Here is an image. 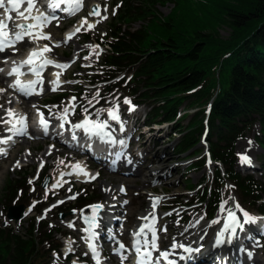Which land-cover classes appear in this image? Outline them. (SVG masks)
<instances>
[{"label":"trees","instance_id":"16d2710c","mask_svg":"<svg viewBox=\"0 0 264 264\" xmlns=\"http://www.w3.org/2000/svg\"><path fill=\"white\" fill-rule=\"evenodd\" d=\"M159 1L113 2L119 6L105 32L112 40L105 41L109 51L101 65L103 72H114L105 80L125 67L132 71V94L152 104L146 123L169 124L178 137L175 153L201 155L196 147L204 136L209 158L223 170L214 168V186L205 188L197 203L206 204L212 214L229 181L250 207L264 214V182L235 168L236 143L256 123V140L264 150V0H163L173 4L164 18L152 9ZM138 20L143 21L138 29L128 26ZM218 26L230 29L227 38ZM108 86L119 88L120 83ZM205 161L199 159L197 167ZM12 181L8 189L16 195L24 181L16 186ZM55 230L47 224L39 229L34 217L23 232L1 228L0 264H48L51 252L59 251Z\"/></svg>","mask_w":264,"mask_h":264},{"label":"rangeland","instance_id":"374dc122","mask_svg":"<svg viewBox=\"0 0 264 264\" xmlns=\"http://www.w3.org/2000/svg\"><path fill=\"white\" fill-rule=\"evenodd\" d=\"M92 1L94 0H85L84 2L83 12L85 16L89 14V6ZM114 1L115 0H101V16H107V19L100 20V17H97L96 21L100 20V22L96 24L94 29L86 32V34H88V37L83 35L85 34L84 32L81 35H75L70 40H67V42L62 44V48L60 49L54 48L52 46V44L55 42H63V30L65 29L66 23L68 21H74L73 16H70L64 20L55 21L50 25L46 33L51 36V43L49 44V47H52V50H54V52L58 56H60L62 60H67L72 64L71 68L65 72L66 76L71 79L69 81H66L64 86L60 88V91L70 92L71 94L79 93V95L76 96V100L74 102V105L78 103L80 107V110L76 115H80V117L83 116L85 114V108H88L91 104L98 102L97 105L91 109V111H88L92 113L91 117L96 119L95 113L99 111L100 119L107 121L108 125H110L111 128L115 129L117 127L110 122L112 120L108 119V122V120L103 117L102 114L105 113V111H107V109L110 108L114 103L118 102L120 105V110L126 113L125 117H121V121H123V124L127 130L131 127L129 140L131 142L132 148L129 156L131 159H134L135 162L131 166H129L128 170H126L127 168L121 170H111L108 168V166L91 160L89 163H91V165L95 168V171H92L91 175H95L97 174V172L99 173L98 178L94 179L92 183L83 185L78 189H75V185L66 180L67 183L64 184L61 190H54L53 192L49 193L47 192L46 196L45 189L41 188L42 178L46 176L52 177L55 173L51 174L54 169L53 166L51 167L50 163L58 160L61 161V157L58 155H61L63 153L71 155V149L63 146V144L58 141L51 139L47 140L46 138V142L48 141V143H55V152L58 155L52 156L49 159H43L41 155L45 151L49 152L50 147H48V145H45L46 142H42V139L36 138V140H31V138L27 136L26 138L20 140L21 142L19 145L13 147L12 153L10 155L0 158V229L13 228L15 232H23L28 229L29 219L38 213V207L46 206L39 215V217L42 215L44 216V219H40V222L38 223L39 229L41 225H44L46 223L47 229L50 228L49 225H53L52 228H56L60 231V233H57V235H55L54 237V244L63 246L62 252L60 253V255L56 254L55 259L51 264H72L73 260H76L77 264H84V261L87 264H96L95 260L92 259V256L88 253L87 248L84 245L85 239L81 238L84 237V234L81 231L83 225L80 222L78 216V210L80 209H76L77 211L75 212V214L66 215L63 219H59L58 214H67L69 211L73 210L70 209L67 211L68 208L77 207V205H81L84 203H98L102 200H105L106 196L104 187L105 185L112 186V183L116 181V179L114 178L118 179L117 182H119V185L121 184L120 186H124L126 192H120V190H117V186L115 188L116 193L113 194V196H117L116 194L118 193L119 196H117V199L128 201V203L121 206V211L117 212L116 215L111 218L110 221L115 218H117L118 221H116L114 224H111L112 230L106 228V233H104L105 240L100 237V243L103 244L102 246H104V248H106L105 250L107 251H105L106 258H104V260L109 262V264H115V262H117V257L113 252L114 246L117 245L116 240H119L126 246V250L124 251H127L129 263L132 264L133 253L127 244V240L129 241V243L132 242L130 231L134 229L136 218L146 207L147 203L145 199L149 197V194H151V196L165 197V199L156 206V219H160L157 222V226L159 228L163 227L168 222L173 225L179 224V226H184L193 219L201 220V217H203L202 220L204 224H209L217 218V221H219L220 225L221 215L224 214L219 212L218 207L213 216L211 218H208L207 210L203 205H187V203L195 199L196 196L198 197V195H200L205 188H213L214 164H208L205 167L198 168V162L192 164V161L190 159H187V156L185 154L175 153L174 150L177 144L178 137L177 134L170 133L171 128L169 127V124L164 123L161 130L152 129L146 131L144 130V128H142V125L140 124L142 115L149 112L152 104L151 101H142L140 98L136 97L137 95L132 94L131 88L134 84L129 80L132 71L129 68L125 67L124 69H120V72L116 73L115 80L117 81L121 78L119 81H117L118 83H120L119 88L115 87L114 89V87H107L105 85L107 81H101V79L109 76L111 72L114 71L102 73L99 70V62L102 60L104 53L100 56H97L95 55V53H93L94 47L96 45L94 42H96V38L101 40L104 30H107L109 28V20L113 15V10L115 9V7L119 6V4L114 6ZM191 1L192 2H189V4H196L199 0ZM192 4L191 8L193 6ZM105 7L107 8V11H104ZM172 8V3L164 2L163 0H160L154 7H152V9L155 10V12L158 15H161L160 17L163 18L169 14ZM142 23V20H138L130 24L128 23V26L131 29L135 30L138 29L140 24ZM122 28L123 30L126 29L127 24H122ZM218 30L223 38H227L230 34V29L226 26H218ZM18 48L23 49L22 45H19ZM97 50L98 49H95V51ZM79 51L85 53V55L82 57V61H80L79 59L76 60ZM99 51H102V48H100ZM85 57H87V59H85ZM84 65H92V68L86 69L83 67ZM78 77L83 81L78 82L79 85H74V82H77V80L75 81L74 78ZM88 82H92L93 84H88ZM97 93H99V96H96ZM39 97L35 100H32L30 104L35 103L39 99ZM73 97L74 96L66 98L64 102H73ZM124 97H128L131 99L132 104L136 106L135 111L131 113L128 112V105H125L123 103ZM41 98H43V96ZM89 101H91V104L89 103ZM188 119L189 117L182 119L181 123L185 125ZM259 134L260 126L258 123H256L248 132L245 138L237 141L235 148L237 155L236 169L238 171L241 170L242 174L244 175L250 173L254 177V179L264 182V169L262 168V165L264 164V150L258 145L256 141ZM249 141L252 142L251 145H249ZM29 147H31V152L33 155L31 156V158L26 159V161H20L22 155H28L27 153H30L28 151ZM201 147L202 144L197 145L196 148ZM160 148H166L164 150L166 152L165 163L176 168L174 171L172 170L167 175H165V178L160 180L148 179L149 181L142 186L143 179L141 177L139 178L138 176L139 174L145 172L147 169L144 170L141 167V163L136 162V160L138 159L137 157L139 156L142 161H145L146 158V161H148V163L146 164H150L148 159H153L156 155V152L159 153L161 151ZM238 154H244L250 157L251 165H253L255 168L250 167L248 169H244L243 167L246 165H242ZM28 156L30 157V155ZM161 158H163V155L162 157H160V159ZM41 160H43L47 164L49 163L48 165H50V167H46V169L42 173H40L41 175L39 174L37 176V168L39 167ZM17 161L20 162V165L25 164L24 168L19 169L18 167H15ZM122 163L124 164L123 161ZM147 166L149 167L150 165ZM33 177L36 178L33 180L32 184H29V180ZM8 181L14 182V186L22 184V182L24 181V185H22V189H20L16 195H13V192L9 191L8 189ZM227 185L234 186L231 183H227L221 188L220 203L224 200H228L229 205H232L234 202H238L243 209L247 210L250 214L255 216L256 210L255 208L250 207L249 201L243 200L241 194H239V191L235 186L232 188H226ZM152 187H154V189H152ZM69 188H71V192L68 191ZM23 189H26L27 191L24 192ZM74 194H78L76 195L75 199H68V197ZM229 197H232L234 199H229ZM59 200H63L64 203L57 204L56 202ZM34 202H37L35 207L32 208L31 212L27 211L28 214L25 215L19 222L8 219L7 207H9L10 205H22L24 206V209H29ZM54 204H56V207L51 208V211L45 213V210L49 209ZM160 207H168L170 209H168L167 211H162L159 209ZM165 213H174L176 214V217H168V215H165ZM176 221H179V223H176ZM68 222H73L75 224V227H67ZM255 226V224H252V228H255ZM102 231L104 232V230ZM113 232L116 234V239L114 240L115 244L112 245L111 242L113 240H110L107 243L106 240L109 239L108 235H112ZM67 234H70L71 237H68ZM123 234H126L128 238L125 239ZM168 235L171 236L170 234ZM168 235L165 233V235L163 234L159 236L160 239L158 243L161 250H164V247L166 246V244H168L169 241H167V239L170 240ZM251 239V244H248V247L243 248L244 253L247 254V252L249 251L252 252V258L258 260L260 264H264V233L260 236L252 235ZM66 241L72 242L71 247L73 250H77V259L79 260L72 259L70 261H67L66 259H64L63 254L66 250V247H64ZM155 255H157V253H155ZM110 260L112 262H110ZM201 264L211 263L206 258V260L204 259V262H202ZM243 264H245V262H243Z\"/></svg>","mask_w":264,"mask_h":264},{"label":"snow or ice","instance_id":"6c2138e0","mask_svg":"<svg viewBox=\"0 0 264 264\" xmlns=\"http://www.w3.org/2000/svg\"><path fill=\"white\" fill-rule=\"evenodd\" d=\"M37 0H8L9 7H5L3 0H0V8H3L5 13L10 12H16L18 18H21L25 21V23L16 24L15 28L16 30L13 32L9 30V21L11 20V16H6L4 19H0V53H4L7 48H13V52L15 53V46L19 42H23L25 40V37H28L29 40H50L51 36L49 34H45L42 29L50 25L54 20H58V17L51 15L49 13H45L40 11L39 8L36 7ZM67 5V7L64 8V11L69 14H74L76 11H78L82 5L83 0H48L47 7L49 9H58L61 5ZM22 5H26L24 7L23 11H20ZM104 11H107V8L105 7ZM35 13V14H33ZM113 15H115V9L113 10ZM89 16H95L100 17V20H106L107 16H101V10L100 5H96L92 11L89 13ZM100 20H97V23L100 22ZM85 25L87 26L85 29ZM95 24L88 23L87 18H82L80 22V26L76 28V32H80L82 29L84 30H91L95 28ZM75 33H71L66 38L65 42L67 40H70L72 36ZM59 44L53 45V47H59ZM99 45H96L94 47L95 49H98ZM52 47H49L47 44L42 49H33L29 52L28 56L19 64L16 61H12V68L7 72V75L9 77L15 76L16 79L13 80L12 83L8 85L9 88H13L18 92L24 93L26 95H32L37 94L39 95L40 92L43 91V89H40L37 91L36 85L42 84V69L46 66H54L60 69H66L69 67L68 64L64 63H58L53 60L45 58L44 54L51 52ZM101 53L99 51H96V55L99 56ZM87 59V57H85ZM4 62H7V58H4ZM26 65L30 66L29 71L36 77V79L30 81L28 84L21 83L19 77L23 75L24 73L20 71L23 67ZM0 72H4L3 68H0ZM56 78L51 81V90L53 92L57 91L60 85L59 80V73L54 74ZM131 79V77H129ZM5 89L0 88V92H4ZM96 96H99V93L96 94ZM95 98V97H94ZM72 100H75V97L72 98ZM11 103V101H9ZM91 104V101H89ZM123 103L125 105H128V112L131 113L135 111L136 106L132 104V101L128 97L123 98ZM2 107V106H0ZM35 107V106H34ZM74 109L75 105L72 104V101H69V107H65L63 109L64 115L60 117L62 123L60 124V127L63 128L64 122H66V114L69 112V110ZM87 108L84 109V112L87 113ZM37 114L40 117L38 124L43 130L44 134L47 135L48 131V122L43 118V113H40L39 109H37ZM96 119L90 120L89 117L86 115L84 120L79 123L73 125L74 128H83L84 132L89 136H97L102 141L110 144L119 143L120 145H124V140H115L112 138L111 133L105 132V128L108 127L107 121L100 119V112L97 111L95 113ZM107 116L109 120L117 121L120 124V129L123 131L124 124L123 121H121L120 117V105L119 103H114L110 108L107 109ZM0 123L7 124L9 127L6 129L7 132L12 133L14 135H22L25 132L26 129V117L23 115H20L15 112L12 108L5 109V117H0ZM13 138L12 135H8L7 137L0 138V144H7L9 141H11ZM107 138V139H105ZM75 139V137H74ZM249 145H251V141L248 142ZM53 146H50L48 155L51 154V148ZM6 151L4 148H0V155H6ZM28 155H31V153H27ZM240 162L242 164H251V158L244 154H238ZM130 162V161H129ZM208 163H211L209 161ZM60 164H64V161L61 160ZM20 162L17 161L15 167H19ZM44 167V161L41 160L39 167L37 168V176L39 175L40 169ZM71 171L68 173L61 172V179H58L54 184L51 185L52 188H58L62 187L64 183H67V181L63 180L64 175H77L88 178L89 180H94L99 175L98 173L95 175H90L84 167L80 163H75L69 165ZM36 177H33L29 180V184L33 183V180ZM234 186L227 185L226 188H232ZM34 190V189H33ZM106 191H110V189H105ZM120 192L124 193L126 192V189L124 186L120 187ZM69 192H71V188L68 189ZM47 196V191L45 193ZM76 195L74 194L68 199H75ZM150 201H151V211L144 216L138 217V219L145 221V223L138 226V229L132 233L133 242H132V250L136 254V260L135 264H176V261L174 259H170L173 255H178V253L175 251L176 249H180L185 253H191L193 251H199V249H192L190 246H186L185 244L179 242L176 240L175 237L172 238V243L170 245L169 249L161 250L159 247V239L160 237L157 235V226H156V206L161 203L165 197H152L151 194ZM115 199V197H113ZM229 199H234L232 197H229ZM37 202H34L33 205L28 209V212H31L32 208L35 207V204ZM57 204L64 203L63 200H59L56 202ZM124 204H127L128 201H124ZM56 207V204L52 205L49 209L45 210V213L51 211V208ZM91 209V215H85L84 210L80 209L78 210L81 214L82 219L84 220V223L87 225V227H84L81 229L82 232L86 233V237H81L82 239L87 240V248L89 252L92 254V259L95 260L96 264H100V253L97 247L96 241L98 240V229L101 225V216L100 213L103 211L105 205L103 204H93L87 206ZM74 212H76V209H73ZM28 212L25 213V215L28 214ZM219 212L225 213L224 218V225L223 228L220 229V231L217 232L214 246H220L221 244L227 242L231 244L233 242V239L236 237L238 230L240 232H243L245 230L246 225H252L257 222L258 219H264V218H258L252 214H250L247 210L243 209L242 206L238 202H234L232 205L228 204V200H224L219 205ZM239 213V216L237 215ZM165 215H171V213H165ZM242 218V219H241ZM38 219H44V216L38 217ZM203 219V217H201ZM176 223H179V221H176ZM198 223V221H197ZM212 223H219L217 220H213ZM49 227H53V225H49ZM67 227L74 228L75 224L73 222H68ZM187 229H185L186 231ZM160 232L166 233L167 227L163 226L159 229ZM230 232L231 235L225 241L223 239L224 233ZM150 234V236H149ZM203 237H201L202 239ZM115 239V238H114ZM71 243L69 241L65 242L66 251L65 255H67L69 252H72L73 249L71 247ZM116 243L118 247L113 249V252L120 256L121 264H124V261L128 259L127 256L121 255L122 251L126 250V246L120 242L119 240H116ZM243 250V248L241 249ZM153 253H157V255H153ZM87 254V253H86ZM54 257L56 256V253H53ZM248 258L251 260L253 257L252 252H247ZM180 259H185L184 256H180ZM72 264H77L76 260H73Z\"/></svg>","mask_w":264,"mask_h":264},{"label":"bare ground","instance_id":"6f19581e","mask_svg":"<svg viewBox=\"0 0 264 264\" xmlns=\"http://www.w3.org/2000/svg\"><path fill=\"white\" fill-rule=\"evenodd\" d=\"M99 3H100L99 0L92 1L91 4H90V12L92 11V9L96 5H100ZM37 4H38V6H37ZM24 7H26V5H22L19 10L23 11ZM36 7H38L40 9V11L44 12L43 11L44 9L39 4V0H37ZM33 14H35V13H33ZM6 16H11V20L9 21L8 27H12V31L14 32L16 30V28L12 26L13 25L12 17L17 16V13L16 12L14 14H13V12L5 13L4 9L0 8V19H4ZM82 18H87L88 23H92V24L96 25L97 17H95V16H89V17L81 16L73 24L71 29H69L65 33L64 36L68 37V35L70 33L75 32L76 28L80 26V22H81ZM19 19H21V18H19ZM86 27L87 26L85 25V29H86ZM42 31L46 34V31H44V28L42 29ZM25 41H26L27 44L30 43L31 45H34L33 49H42L45 46V44L48 45V43L45 40H29V38H28ZM47 41H49V40H47ZM77 50H79V49H77ZM94 52H96V51L94 50ZM16 53H17L16 51H15V53L13 52V48H7L4 53H0V57H9V56L10 57H15L17 55ZM44 56H45V58L53 60L55 62L65 63L60 58V56H58L54 52V50H51V52L45 53ZM25 58L26 57L21 56L19 58V61H16V62L19 64V62L23 61ZM49 67L52 70V74L50 76V80L51 81L56 78V76L54 75L56 73H59V78H61L60 74H61V70L62 69L54 67V66H51V65ZM11 68H12V63L9 65V67L7 69V72ZM29 68H30V66L26 65L25 67L20 69V71L24 73L23 75H21L19 77L21 83H24V82L28 83L30 81L29 80V76L27 74V72L29 71ZM7 72L6 73L0 72V85H3V89L4 88L7 89V91L0 92V106H2V107H0V117H5V109H7V108L14 109L15 112L18 113V114L20 112V109H19L18 105H16V102H15L14 98H12L11 96H8V92L9 91L16 92V90L13 89V88H9L8 87L9 84L7 83V80H8L9 76L7 75ZM29 74H32V73L29 72ZM11 78H12V80L16 79L15 76H12ZM50 85H51V83H50ZM39 90H40V88L38 89V91ZM18 95H19V93H18ZM21 97L24 98V99H22V98L21 99L23 101L22 103L25 106V108H22V107L21 108L23 110H28V107H29V104L31 103V101L34 100L35 98H37L38 95L34 94L32 96H29V97H23V96H21ZM9 101H11V103H9ZM93 105H94V103L91 104V107H93ZM91 107H88L87 110H89ZM39 109H41V108H39ZM35 110H37V109H35ZM49 110L50 111H54V107L49 108ZM102 116L103 117H108L106 113H103ZM122 116L125 117L126 113L122 112L120 110V117H122ZM58 117H59L58 115H54L52 118L53 119H57ZM83 118H85V117H83ZM4 127H5V124L0 123V138L7 137L8 135H12L13 138H14V134L5 131ZM8 127H9V125H7V128ZM37 129H39V128L36 127V129H33L29 133L30 134L29 137L35 136L37 138H41L40 137L41 134H40V132H38ZM92 139H94V138L92 137ZM41 141L44 142V143L46 142V140L43 139V138H42ZM4 145L5 144H0V148L7 149ZM28 149H29V152L31 153L30 157L28 155H22L21 158H20V161H26V159L31 158V156L33 155L32 152H31V147H29ZM165 149L166 148H164V149L160 148L161 151L159 153L156 152V155H155V157L153 159H148L150 164H146V163H148V161H146L145 157H144L145 161H142L140 158H138L136 160L137 163H141V167L144 170L147 169L145 172L139 174V176H138L139 178L141 177L143 179L142 180L143 181L142 186L149 181L148 179H150V180H160V179L165 178V175H167L169 172H171L172 170L173 171L175 170L176 167L170 166V165L165 163V161H166V156H165L166 152L164 151ZM47 153L48 152H46V151L43 152V154L41 155L43 159L44 158L45 159H49L52 156L58 155V154H56L55 151H53L50 155H48ZM162 155H163V158L160 159V157H162ZM3 156H5V155H1L0 158H2ZM58 156H62L63 159H68V157H70L69 154H65V153H63L61 155H58ZM134 162H135V160L131 159L130 156H129V158L127 160V166H126L127 169L126 170H128L129 166H131ZM75 163H80L84 167V169L90 174L89 169L86 167V164H87L86 160H83V161L82 160H80V161H72V162H69V163H65L64 162V164H60L59 160L58 161H54V162L50 163L51 167L53 166V169H54L53 172H51V174L55 173L56 176L53 177V179L51 180L50 184L46 187L45 191L50 192V191L56 190L57 188H52L51 185L54 184L58 179H61V175H60L61 172L68 173L69 171H71L69 165L75 164ZM147 165H150V166L148 167ZM68 176H72V175H67V177ZM74 176H77V175H74ZM77 177H80V176H77ZM81 177H83L85 179H88V178L84 177L83 175H81ZM114 179H116V181L112 183V186L105 185V187H104V190L105 189H110V191H106L105 190V196H106L105 200H102V201L98 202L99 204L105 205L103 211L100 213V216H101L102 220H101L100 228L97 230L98 233H100L102 230H104V233H106V228H109L110 230H112L111 229L112 226L110 225L111 224L110 223V220H111L110 217H114V215H116L117 212L121 211L120 207L123 206V205H126V204L123 203L124 200H118L117 199L118 198L117 196H119L118 193L116 194L117 196H113V194L116 193L115 188L118 186L117 190H119L120 187H121L120 186L121 184L119 185V182H117L118 179L117 178H114ZM63 180H65L64 176H63ZM136 182H137V180H136ZM152 189H154V187H152ZM113 197H115V199H113ZM152 197H160V196H152ZM145 200H146L147 205H146V207L144 208V210L142 211V213L138 217L147 215L151 211L150 196L147 199H145ZM27 211H28V208L24 210L23 217L25 216V213ZM156 212H157V209H156ZM138 217L135 220L134 229H132L130 231L132 239H133L132 233L135 232L138 229L139 225L145 223V221L138 219ZM168 217L175 218L176 214L172 213L171 215H168ZM115 219H114L115 222L118 221L117 218H115ZM215 220H217V218ZM70 221H71V219H70ZM180 221H181V219H180ZM197 221H198V223H197ZM181 223H182V221H181ZM156 226H157V224H156ZM164 226L167 227L166 234L167 235L168 234L171 235V236L168 235L170 240L167 239V241H169V242L164 247V250L170 248V245L172 243V238L173 237H175L177 241L185 244L186 246H190L194 250L195 249H199V251H193L194 252L193 256H189L192 252L191 253H185V252H183L180 249H176L175 251L178 253V255H173V256L170 257V259H174L176 261V264H200L199 260L204 258V257H206V256H210V258L214 257V258L221 259V258L224 257L225 254H226L225 256L231 257L230 258L231 260H230V262L228 264H232V263L233 264H243V262H245V264H260L259 261L256 260L255 258H252L250 260L248 258V256H247V254L244 253V250L243 251L241 250L242 248L248 247L247 245L251 244L252 239H248L246 241V245H245V242H244L242 244V246L241 245H236V243L234 241L231 244L225 242V243L221 244L220 246H214L216 234H217L218 231H220L219 229H222V227L219 226V223L217 224V223H212L211 222L209 224H204L202 219L201 220L193 219V220L189 221L187 224H185L184 226L183 225L179 226V224L178 225H173L170 222L166 223ZM159 229L160 228L157 226V235L158 236L163 235V234L165 235V233L160 232ZM185 229H187V230L185 231ZM215 230H218V231L215 232ZM113 231H114V229H113ZM255 231H256V229H251L250 231H248L247 234L255 232ZM83 234L86 237L87 234L84 233V232H83ZM123 235H124L125 239L128 238V236L126 234H123ZM230 235H231L230 232H225L223 239L225 241H227V239L229 238ZM108 236H109V239L106 240V243L109 242L110 240H113L111 242V244L112 245L115 244L114 240L116 239V234L113 232L112 235H108ZM149 236H150V234H149ZM201 237H203V238L201 239ZM96 243H97V247H98L99 246L98 241ZM131 246H132V244L129 246L130 250L133 253V256H132V261L133 262H132V264H135L136 254L132 250ZM116 247H118V245L114 246V248H116ZM104 251L105 250H103V248L100 247V252H101V253L99 252L100 253V262H102L104 264H107V263L109 264V262H107V261H105L103 259V258H106L105 255H106V252H107V251L106 252H104ZM121 255L127 256V251H122ZM153 255H155V253H153ZM181 255L184 256L185 259L181 260L180 259ZM115 256L117 257V259H116L117 262H115V264H121L120 256L117 255L116 253H115ZM224 259H225V257H224ZM208 261H210V260H208ZM224 261L226 263V260H224ZM110 262H112V261L110 260ZM218 263L219 264L220 263L224 264V263H222V261H219L218 259H216V262H213L211 264H218ZM124 264H130L129 263V258L124 261Z\"/></svg>","mask_w":264,"mask_h":264},{"label":"water","instance_id":"95a60500","mask_svg":"<svg viewBox=\"0 0 264 264\" xmlns=\"http://www.w3.org/2000/svg\"><path fill=\"white\" fill-rule=\"evenodd\" d=\"M48 182H49V178L47 177L44 180V182L42 184V187L44 188L48 184ZM22 212H23V206H21V205L11 206L9 208L8 218L9 219H14V220H19L22 217ZM69 214H74V211L69 212ZM84 214L85 215H91V209L89 207L85 208L84 209ZM64 216H65V214H60L59 215L60 219H63ZM80 219L83 222V224L87 227V225L84 223V220L81 217V214H80Z\"/></svg>","mask_w":264,"mask_h":264}]
</instances>
